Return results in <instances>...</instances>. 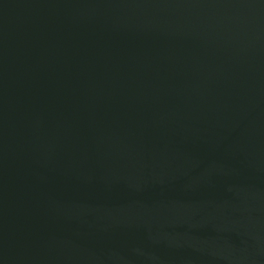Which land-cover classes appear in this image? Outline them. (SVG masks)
Masks as SVG:
<instances>
[{"label":"water","instance_id":"obj_1","mask_svg":"<svg viewBox=\"0 0 264 264\" xmlns=\"http://www.w3.org/2000/svg\"><path fill=\"white\" fill-rule=\"evenodd\" d=\"M0 264H264V0H0Z\"/></svg>","mask_w":264,"mask_h":264}]
</instances>
